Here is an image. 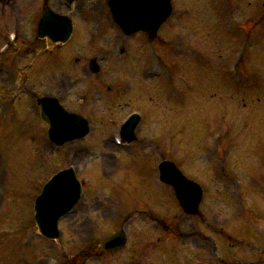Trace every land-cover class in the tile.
Segmentation results:
<instances>
[{"label": "rangeland", "instance_id": "rangeland-1", "mask_svg": "<svg viewBox=\"0 0 264 264\" xmlns=\"http://www.w3.org/2000/svg\"><path fill=\"white\" fill-rule=\"evenodd\" d=\"M211 1H179V13L174 15L169 25L170 38L178 31L189 37L187 40L193 48L207 53L208 59L215 64L219 81L223 78L222 73L225 75L222 89H208L210 69L207 71L197 64L199 56L181 61L161 45V55L169 60V65L183 62L181 68L185 64L187 68L194 67L192 71L184 68L182 72L166 73L167 68L159 66L148 53L140 54V39L132 40L131 51L123 64L108 65L104 62L101 78L94 81L102 89L110 87V97L115 98L110 103H102L101 107L109 108L107 113L114 114L115 118L131 108L145 113L143 132L131 148L132 152L146 154L149 164L157 163L162 154L172 157L204 184L205 200L202 212L197 216L181 213V218L176 220L173 215L176 212L180 214V211L173 208L172 201L161 206L160 197L150 190L158 186L150 180L152 175L145 183L142 181L145 171H141V167V172L132 173V169L139 166L130 161H136V157H128L121 162L123 159L107 136L115 134L111 127L96 137V149L87 152L88 144L77 143L84 148L78 154L77 164L87 169V174L90 170L92 175L98 173L102 185L98 184V189L83 201L84 208L81 205V211L72 215L70 221L76 226H71L69 220L65 222L60 241L42 240L37 236L35 226L31 225L32 201L40 183L53 170V156L57 153L50 151L43 137V125L36 117L39 113L37 96L47 91L61 92L64 97L74 96L75 75L82 68L65 67L63 64L52 68L45 56H39L31 72L25 67L21 72L16 69L18 66L14 68L11 65V60L0 59V264H62L65 257L73 256L84 246H90L95 238H100L109 222H116L121 215L123 218L132 210V206L137 207L141 203L142 207L146 202L151 206L154 203L152 209L171 226L182 218V225L190 227L194 224L202 238L191 236L183 241L179 236L174 239L171 235L155 242L159 231L143 224L145 220L139 214L141 211L133 210L132 216L137 219L130 223L133 227L128 230L132 234L127 251L103 259L93 256L87 264H219V256L237 264L244 260L264 264V0H218L214 11L208 8ZM28 2L17 1L13 8H8L4 19L14 23L22 15L30 16L28 7L23 10ZM99 13L92 9L94 16ZM202 18H206V22L209 20L208 24L214 18L222 20L219 52H214L216 42L213 37H204L202 26L199 37L197 26ZM4 23L0 19V28ZM86 39L83 31L81 39L66 45L64 52L72 55L80 46L85 57L98 52L102 60L107 54L96 46L85 48ZM4 41L0 39V46ZM209 44L213 48H209ZM66 63H70V59ZM81 73L85 75L83 70L80 72L83 77ZM193 74L195 82L199 81V88H196L199 90L186 93L182 90L188 85L185 79L191 80L190 75ZM84 81L87 80H80ZM130 81L133 90L129 94L126 89ZM210 95L213 99L209 101ZM13 96L20 99L15 107L10 102ZM218 96L229 98L225 100V116ZM194 105L198 110L195 114ZM226 123L232 131L225 126ZM220 134L223 138L218 141L214 137ZM66 157L63 154V158ZM106 168H109V173L106 171L109 178L101 175ZM152 171H155V166ZM124 174L137 184H128L124 191H115L119 200L114 203L105 201L108 194L106 182L121 183L120 178ZM120 202V206L115 205ZM103 215L109 218V222H98ZM78 226H83V234H79ZM220 230L225 238H232L220 240ZM206 234L212 237L210 242L204 241ZM225 240L232 246H228Z\"/></svg>", "mask_w": 264, "mask_h": 264}, {"label": "water", "instance_id": "water-1", "mask_svg": "<svg viewBox=\"0 0 264 264\" xmlns=\"http://www.w3.org/2000/svg\"><path fill=\"white\" fill-rule=\"evenodd\" d=\"M147 3H151V5H154V2L148 1L146 0ZM138 6L135 7V11L138 13H142L144 16H148L150 14L151 11H153V8L149 6H146V3L144 2V0H138ZM51 187L48 188V191L50 192ZM71 198L69 200H66L65 202H61V204L63 205L62 208L65 206V204H67L68 202H70ZM53 201L55 203L60 202V199L57 197H45V205H44V198H43V204L41 207V212H40V223L42 224V221H44V217L43 215L47 216V219H49V221H47L46 223L48 224L49 222H51L52 220H56L58 217H60L61 213H59V211H57L56 213H51V211H53L57 206H52L50 205V202Z\"/></svg>", "mask_w": 264, "mask_h": 264}]
</instances>
